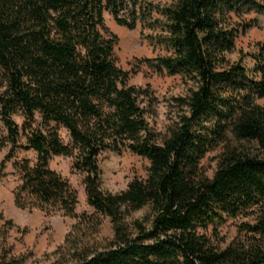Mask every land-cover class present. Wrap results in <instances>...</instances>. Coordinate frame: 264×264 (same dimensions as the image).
Masks as SVG:
<instances>
[{"label":"trees","instance_id":"trees-1","mask_svg":"<svg viewBox=\"0 0 264 264\" xmlns=\"http://www.w3.org/2000/svg\"><path fill=\"white\" fill-rule=\"evenodd\" d=\"M250 13L264 14V0H0V182L11 163L16 209L76 221L53 264H264V45L250 68L227 59L250 28L234 18ZM105 15L146 31L163 55L144 63L187 86L164 134L149 125V90L117 66ZM107 152L142 158L146 176L104 190ZM56 157L82 177L91 214L77 215L76 190L50 168ZM103 218L110 240L99 239ZM231 220L237 235L220 248L212 238Z\"/></svg>","mask_w":264,"mask_h":264},{"label":"rangeland","instance_id":"rangeland-1","mask_svg":"<svg viewBox=\"0 0 264 264\" xmlns=\"http://www.w3.org/2000/svg\"><path fill=\"white\" fill-rule=\"evenodd\" d=\"M233 22L239 29L246 25L250 28L238 35L235 51L228 55L227 59L235 63L242 58L243 65L250 68L253 64L251 56L258 52L259 45H264V14L242 15L241 18H234ZM105 23L109 31L117 38L114 50L117 66L129 74L128 84L130 86L149 90L154 101L151 109L153 115L148 118L149 125L155 132L164 134L173 116L171 101L174 98L184 97L187 86L180 77L159 76L144 63V60H154L163 55L161 49L150 45L146 39L148 34L146 31H142L140 27L133 31L121 28L108 15H105ZM258 103L264 108V100ZM17 122L20 123V120L17 119ZM62 138L67 142L65 132H62ZM5 155L6 150L0 152V162ZM216 157V152L210 153L202 162V168L209 177L215 171ZM17 159L33 161L35 154L18 152ZM99 164L102 171V187L113 194L124 191L133 179H143L148 167L145 160L129 152L104 153L99 158ZM50 168L67 179L71 187L76 190L77 215L91 214L93 210L87 205L82 177L71 171V160L56 157L51 161ZM5 174L6 177L0 182V215L5 220L11 221L14 227L8 231L0 222V264L11 261L20 264H53L56 259L55 251L63 244L76 221L59 215L46 217L37 210L29 213L16 209L12 191L18 181L11 163L7 164ZM145 213L144 211L135 214L134 218L142 217ZM24 230H27V233H23ZM218 235L219 241L214 238L212 240L220 248H224L237 235L234 221L231 220L220 227ZM111 238L110 220L103 218L99 229V239L105 241Z\"/></svg>","mask_w":264,"mask_h":264}]
</instances>
